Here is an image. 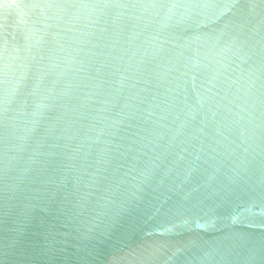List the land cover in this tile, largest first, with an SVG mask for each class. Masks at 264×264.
Masks as SVG:
<instances>
[{"label": "water", "instance_id": "1", "mask_svg": "<svg viewBox=\"0 0 264 264\" xmlns=\"http://www.w3.org/2000/svg\"><path fill=\"white\" fill-rule=\"evenodd\" d=\"M0 264H264V0H0Z\"/></svg>", "mask_w": 264, "mask_h": 264}]
</instances>
